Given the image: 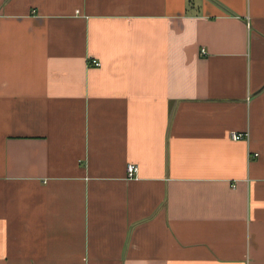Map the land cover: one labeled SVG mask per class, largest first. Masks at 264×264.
Wrapping results in <instances>:
<instances>
[{
  "label": "crops",
  "instance_id": "1",
  "mask_svg": "<svg viewBox=\"0 0 264 264\" xmlns=\"http://www.w3.org/2000/svg\"><path fill=\"white\" fill-rule=\"evenodd\" d=\"M0 264H264V0H0Z\"/></svg>",
  "mask_w": 264,
  "mask_h": 264
},
{
  "label": "built area",
  "instance_id": "2",
  "mask_svg": "<svg viewBox=\"0 0 264 264\" xmlns=\"http://www.w3.org/2000/svg\"><path fill=\"white\" fill-rule=\"evenodd\" d=\"M93 61V64L96 65V66H99L100 63L96 60H92ZM248 137V133H243V132H232L231 134V138L233 140H241V139H244ZM257 155V154H256ZM138 171H139V167L137 164H134V163H131L127 166V174H128V178L130 179H134L136 178L137 174H138Z\"/></svg>",
  "mask_w": 264,
  "mask_h": 264
}]
</instances>
